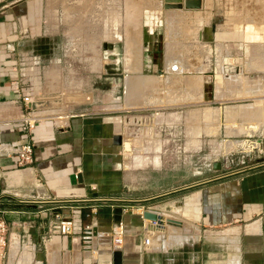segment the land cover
<instances>
[{
	"label": "crops",
	"instance_id": "0c3cea01",
	"mask_svg": "<svg viewBox=\"0 0 264 264\" xmlns=\"http://www.w3.org/2000/svg\"><path fill=\"white\" fill-rule=\"evenodd\" d=\"M164 3L18 0L0 8V216L8 226L7 249L0 264H264V159L252 161L250 157L252 149L261 148L264 142V76L253 87L256 78L249 83L240 79L247 87L239 90V96L249 93L252 102L245 110H228L223 124L220 109L207 107L212 111L205 112L207 108L181 107L187 101V87L194 91L189 102L202 96L201 81L196 78L183 75L174 97L165 90L167 83L176 81L161 72L180 73L186 68L182 62L177 68L175 63L170 68L166 64L164 70L152 64L156 71L149 75L155 77L144 78L148 82H141L140 76L128 78V94L133 77L139 80L137 88L143 83L147 90L140 100L143 104L130 105L126 80L125 89L121 83L118 94L115 89L114 94L95 95L94 90L85 91L83 80L69 79L68 62L61 59L75 48H86L81 38L102 36L110 19L120 21L121 29L124 21H135V30L139 29L138 21H151L147 27L153 34L157 24L167 21L165 15L184 8L163 7L161 12ZM178 15V20L184 19ZM185 18L199 21L196 33L205 21L195 13ZM228 28L214 31L213 36L241 43L246 55L247 51L256 52L250 45L257 42L261 48L256 47L254 58L258 60L264 42H248L244 28L237 33ZM255 34L264 36V26ZM71 37L80 42L78 46L71 45ZM115 54L112 66H108L115 75L130 73L129 68L137 66ZM227 56L223 68L235 72L237 65L231 62V55ZM248 56L246 67L242 65L245 72L252 69L248 67L253 57ZM262 59L260 56L254 64L264 72ZM27 63L34 69L35 80L41 82L37 101L42 104L36 103L41 116L38 122L23 131L21 97L34 92L33 81L21 83ZM142 68L141 61L134 73L144 75ZM70 84L78 86L77 94L89 98L63 104L61 101H71L68 95H59L57 88L64 86L68 94L74 93L76 90L69 91ZM214 84L217 90L213 98L222 94L216 77ZM227 91L231 98L238 97L235 86L229 85ZM136 99L139 102L140 98ZM178 101V107L170 110L163 105ZM144 105L154 111L124 114L130 109L142 110ZM65 118L66 126L55 123ZM222 131L228 143L208 144L223 155V160L211 157L213 171L205 175L198 171L188 178L183 167L187 152L200 151L204 135ZM163 133L168 135L162 138ZM117 134L122 138L120 145L112 142ZM176 135L178 139L173 138ZM28 140L33 143L32 160L20 165L8 148ZM237 152L249 156L246 165L227 171L225 167ZM32 198L38 201H27ZM144 208L162 216V223L143 218ZM57 213L74 220L71 232L53 227ZM119 221L123 222V233L117 244Z\"/></svg>",
	"mask_w": 264,
	"mask_h": 264
},
{
	"label": "rangeland",
	"instance_id": "374dc122",
	"mask_svg": "<svg viewBox=\"0 0 264 264\" xmlns=\"http://www.w3.org/2000/svg\"><path fill=\"white\" fill-rule=\"evenodd\" d=\"M201 1L202 5L201 8L198 7L199 10L196 8H187V10L184 7L181 11L175 10V14L172 13L169 15H165L164 18L166 17L165 20L167 21H162L160 22V24H157V26H155L154 28L153 34L151 31H149L147 27V24H151V21H138L137 26L139 27V29L135 30V28H133V26L137 24L135 23V21H124L123 26H121V29L119 27V25L121 24L120 21H115L113 19L107 20L106 30L104 31L102 36L81 38V43H83L86 47L83 51L82 49L81 51H78V48H75V50L71 51L70 54L62 55V61L66 63L68 62L67 65L69 66V69H67V73L69 79L73 78L74 81L77 82L80 81V79L83 80V87L85 88V91L94 90L93 93L95 95L97 93H100V95L104 93L114 94L115 89H117L118 94L120 93L121 83L122 90L125 89L124 83L126 80V98L129 100L128 104L130 103V105H140L143 104L142 102H140V100L144 98L147 90L143 86V83H141L140 87L137 88L136 83L139 81H137L136 77H133V85H131L133 83H131L132 79L129 80L130 90L128 94L127 79L131 76H140L141 78H143V81L148 82L149 79L144 80V78L155 77L153 75H149L152 74L153 71H156L150 67L152 66V64H156L158 69L164 70L166 64L168 65L166 68H170L171 64L173 65V63H175L180 65V63L182 62V64L186 65V68H184L183 71H181L180 73L178 70V74L174 72L168 73L167 70H165V72H161L162 75L167 77L170 76L169 78H171L172 81H176V83H167V85L164 86L166 88L165 90L170 92L172 97H174L178 95V93L175 94V89L178 88L180 80L182 82V79L184 77L183 75H186L188 79L196 78L197 80L201 81L199 86L201 92H198H200L202 96H200V98L193 102H189L190 95H193L194 91L191 88L187 87V101L181 107L184 110H189L193 108L205 109L207 107H213V109H220L222 113V122L223 124H226V114L228 110L233 108L235 110H245L244 107L247 106L250 102H252L251 97L248 96L249 93L246 95L239 96V90H243L245 89V87H247L246 85L244 86L242 82H240V79L245 78L246 81L249 83L248 80L256 78L254 80V83L251 85L253 87L259 83L260 79L262 78L260 76H264L263 70L260 71V68H258V63L254 64V62L260 61V56H263L262 61H264V52H262V54L258 57V60L254 58L255 56H257L258 53L257 48H261V46L258 45L256 41L264 42V36H259L258 34H255V31L259 33V30L264 26V0ZM163 7L164 6L161 5V12L164 11ZM173 9L175 8H172V10ZM194 13L197 16L202 15L203 17H205V21L199 26L200 30H198L197 33L195 32V29L196 26H198L199 21L197 22L193 19L186 20L185 18V16H190ZM178 14H182V19H184L178 20L180 18V15ZM169 18L171 20L168 21ZM229 26L233 27V31L236 33L240 30V28H244V38L247 39L248 42H256L250 45V48L254 50L256 49V52L247 51L246 55V52L243 49H240L242 47L241 43L240 45L239 43L233 42L232 40H227L225 38L220 40V37L218 39L217 37L215 38L213 36L214 31L229 29ZM118 30L120 31L118 32ZM200 31L202 33V37H199ZM224 33L225 32H221V36H226L224 35ZM234 35L237 36V34ZM75 39L76 38L71 37L70 43L71 45L74 44L75 46H78L76 44L80 42H77ZM104 42L113 43L114 47L112 49H104ZM227 42H229V44ZM116 52L118 53V55L121 56V59L123 61H125L124 59L127 60V64H130L132 62L137 66L134 68L130 67V73L123 72L122 75H115L114 70H111L108 66H112L110 64H112L114 61L113 59H110V53L115 54ZM227 53L232 57L231 62L237 65L235 72L223 68V61L225 62L227 60L226 57H228ZM248 55H251V57H253L252 60H250L251 66L248 67H251L252 69L245 72L246 63L248 64L249 61ZM140 60L143 62V68L141 69V71L144 75L134 73L140 67ZM218 62L220 66L218 65ZM105 63L108 65L104 66ZM242 65H244L245 67H243ZM83 66L85 69L83 68ZM87 67H89L90 69H88ZM255 67H257V69ZM240 68L242 69L240 70ZM125 73H127V77ZM227 73H232L235 75ZM215 77L217 85L219 87L218 90H222V94L220 96L218 95L217 97L215 95V98H213V95L216 94V88L214 84ZM140 81L142 82V80ZM229 85H233L237 88V98H231V96L228 95L229 92L227 91V87ZM71 86L72 85L70 84V87ZM63 87L64 86H59L57 88V90L60 88V92L58 94L60 95V93L62 92L64 93V97L68 95L67 99L71 101L63 102L60 100L63 104L70 105L78 101L80 97L82 99L89 98V95L85 96L81 92V95L77 94L78 86L73 85L72 87H74V89H72L71 87V90L69 91L71 92L76 90V93L74 92L70 94H68L67 89H65L66 87ZM248 87H250V85ZM136 98H140L138 99L139 102L136 101ZM131 101L133 102L131 103ZM38 103L42 104L41 101H39ZM45 103L46 105H50V102ZM166 103H163V105H167L165 106L167 107L166 110H170L174 107H178L179 101L167 104ZM142 107L144 109L138 111L130 109L128 111H125L124 114L132 115L154 111L151 110L152 108H146V105L140 106V108ZM208 110L212 111L210 108H207L205 112H207ZM210 117L208 116L207 118L210 119ZM197 133H199V130H197ZM166 135L168 134L163 133L162 138H164ZM175 137H177V135L173 138ZM175 139H178V137ZM226 139L228 138L227 136H225L224 131L219 134H216L215 136H210L209 134L204 135L202 138L204 142L203 148L195 153H189V151L187 152L188 155L187 159L185 160L186 163L183 166L187 172V177H193L195 172L198 171H200L202 175L208 174L213 171V165L209 162L210 160H212L211 157H215L221 160L223 158V155H221L220 152L216 154L215 150L213 151L212 148H210L208 142L213 141L214 144L223 145L228 143ZM252 150L253 151L250 156L252 161L264 159V142L263 144H261V148L259 146ZM243 157V153H235V158L233 162L228 163L225 169L227 171L237 168L241 169L243 165H246V159H248L249 156H245L244 158ZM243 160H245V162ZM200 173L196 174L201 175ZM6 249L7 242L2 247L1 253H3V255L6 253ZM3 255L0 256V260L4 258Z\"/></svg>",
	"mask_w": 264,
	"mask_h": 264
},
{
	"label": "built area",
	"instance_id": "2783aa9c",
	"mask_svg": "<svg viewBox=\"0 0 264 264\" xmlns=\"http://www.w3.org/2000/svg\"><path fill=\"white\" fill-rule=\"evenodd\" d=\"M32 66L27 63L25 64V68L23 70L24 75L22 78L21 83H28L33 81L34 83V92L30 94H25L21 97V102L24 106V110L22 111V114L20 116L19 121L21 122V128L23 131L31 130L34 125L38 122L40 116V109L37 108L36 103L37 100L40 97V94L37 93V90H39V84L41 85V82L38 81V79L35 80V74L33 72ZM16 82V81H15ZM15 82H12V85H14ZM17 83V82H16ZM55 123L59 126H66L68 124L66 118L65 120L55 121ZM9 154H14L18 160V163L20 165L27 164L31 162L32 160V153H33V143L28 140L20 145L13 144L10 148H8ZM27 201H38L35 198L29 199ZM54 228H56L59 232L62 233H68L71 232L74 227V220L69 217H63L60 214H55V222L53 225ZM88 228L86 231H90L89 225H86ZM8 230L7 222L0 216V256L3 255L1 253L2 247L7 242L6 233ZM122 233H123V222L119 221L117 225L116 230V236H115V242L117 244L121 243L122 241ZM88 235V234H86Z\"/></svg>",
	"mask_w": 264,
	"mask_h": 264
},
{
	"label": "water",
	"instance_id": "95a60500",
	"mask_svg": "<svg viewBox=\"0 0 264 264\" xmlns=\"http://www.w3.org/2000/svg\"><path fill=\"white\" fill-rule=\"evenodd\" d=\"M18 0H1L0 1V8L16 2ZM164 8H182L183 6L186 8H198L200 6V1L199 0H165L164 3ZM114 47L113 43H108V42H104L103 43V48H109L112 49ZM116 58V54H111L110 55V59H115ZM112 142L115 145H120L122 143V138L119 134L117 135H113L112 137ZM214 168H216V164H214ZM146 200H139L138 202L143 203ZM141 216L145 219H149L153 222H156L157 224L162 223L163 219L162 216H160L159 214L152 212L149 210V208H144V210L142 211ZM168 221H175L173 219H166Z\"/></svg>",
	"mask_w": 264,
	"mask_h": 264
},
{
	"label": "bare ground",
	"instance_id": "6f19581e",
	"mask_svg": "<svg viewBox=\"0 0 264 264\" xmlns=\"http://www.w3.org/2000/svg\"><path fill=\"white\" fill-rule=\"evenodd\" d=\"M198 10H199V9H198ZM174 67L177 68L176 64H174ZM131 79H132V80H131V83H132V82H133V83H132V84L130 83V84L133 85V84H134L133 78H131ZM147 80H148V79H147ZM137 81H139V80L137 79ZM142 81H143V80H142ZM148 81H149V80H148ZM135 83H136V80H135ZM136 84H137V83H136ZM132 91H133V90H132ZM133 93H134V92H133Z\"/></svg>",
	"mask_w": 264,
	"mask_h": 264
}]
</instances>
